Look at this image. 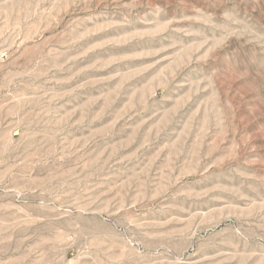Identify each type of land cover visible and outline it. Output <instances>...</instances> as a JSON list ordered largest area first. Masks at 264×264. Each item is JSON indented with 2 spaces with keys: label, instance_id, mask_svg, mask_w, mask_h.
Returning <instances> with one entry per match:
<instances>
[{
  "label": "rangeland",
  "instance_id": "rangeland-1",
  "mask_svg": "<svg viewBox=\"0 0 264 264\" xmlns=\"http://www.w3.org/2000/svg\"><path fill=\"white\" fill-rule=\"evenodd\" d=\"M0 264H264V0H0Z\"/></svg>",
  "mask_w": 264,
  "mask_h": 264
}]
</instances>
